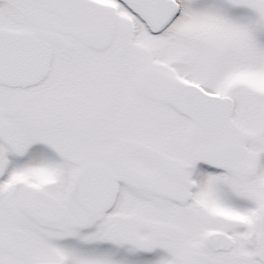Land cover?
<instances>
[{
  "label": "snow or ice",
  "instance_id": "obj_1",
  "mask_svg": "<svg viewBox=\"0 0 264 264\" xmlns=\"http://www.w3.org/2000/svg\"><path fill=\"white\" fill-rule=\"evenodd\" d=\"M0 264H264V0H0Z\"/></svg>",
  "mask_w": 264,
  "mask_h": 264
}]
</instances>
